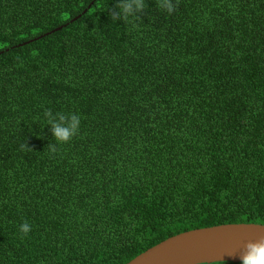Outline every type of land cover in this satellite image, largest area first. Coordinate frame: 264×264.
Masks as SVG:
<instances>
[{"label":"trees","instance_id":"obj_1","mask_svg":"<svg viewBox=\"0 0 264 264\" xmlns=\"http://www.w3.org/2000/svg\"><path fill=\"white\" fill-rule=\"evenodd\" d=\"M119 3L0 0V264H127L264 225V0ZM49 112L80 117L67 143Z\"/></svg>","mask_w":264,"mask_h":264},{"label":"water","instance_id":"obj_2","mask_svg":"<svg viewBox=\"0 0 264 264\" xmlns=\"http://www.w3.org/2000/svg\"><path fill=\"white\" fill-rule=\"evenodd\" d=\"M249 243L264 244V225L231 223L182 232L149 248L127 264L240 262Z\"/></svg>","mask_w":264,"mask_h":264},{"label":"clouds","instance_id":"obj_3","mask_svg":"<svg viewBox=\"0 0 264 264\" xmlns=\"http://www.w3.org/2000/svg\"><path fill=\"white\" fill-rule=\"evenodd\" d=\"M119 11L112 14L115 19H127L143 11V0H120ZM160 7L168 12L174 10L172 0H160ZM53 140L58 143H67L79 130L80 117L78 115L64 116L46 113ZM20 232L27 235L32 229L28 223H23ZM240 264H264V244L249 243L247 250L240 256Z\"/></svg>","mask_w":264,"mask_h":264}]
</instances>
